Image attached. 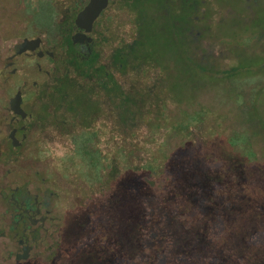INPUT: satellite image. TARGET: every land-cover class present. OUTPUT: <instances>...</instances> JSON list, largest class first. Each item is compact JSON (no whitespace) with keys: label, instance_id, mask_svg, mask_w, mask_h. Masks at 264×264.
<instances>
[{"label":"rangeland","instance_id":"obj_1","mask_svg":"<svg viewBox=\"0 0 264 264\" xmlns=\"http://www.w3.org/2000/svg\"><path fill=\"white\" fill-rule=\"evenodd\" d=\"M7 1L6 15L0 19L5 30L20 33L28 15L34 14L33 18L40 21L49 17L44 0L30 7H26V0ZM116 20L109 22L108 34L118 31L124 40V64L117 65V70L110 67L114 74L108 80L121 82V95L107 100L110 90H101L99 95L82 76L80 82L62 81L56 87L57 100L53 99L67 107L61 109L62 115L70 109L77 115L93 116L92 120L83 119L90 122L103 144V153L108 155L104 156L106 163H100L107 168L103 177L106 189L118 183L117 175L120 182L122 177L136 182V169L126 172L130 163L136 162L134 149L164 138L167 132L160 127L162 120L168 127L179 118L183 121L204 114L224 118L232 122L235 139L250 135L258 159L264 162V0H134L132 10L121 9ZM161 105L164 110L159 109ZM44 154L47 159H56L54 164L44 165L43 173L59 175L66 207L59 213L62 217L88 201L80 200L83 196L77 185L90 170L83 166L85 148L53 149ZM22 163L30 164L29 157ZM88 177L92 178L90 174ZM119 190L123 195V186ZM65 230L69 240L74 232L68 224ZM0 264H14V260L0 250ZM73 264L102 262L89 252L78 251Z\"/></svg>","mask_w":264,"mask_h":264},{"label":"trees","instance_id":"obj_2","mask_svg":"<svg viewBox=\"0 0 264 264\" xmlns=\"http://www.w3.org/2000/svg\"><path fill=\"white\" fill-rule=\"evenodd\" d=\"M8 5L0 0V19ZM210 115L162 120L161 141L126 148L136 154L126 170L136 169L134 183L117 175L106 189L108 155L85 149L92 178L77 185L88 201L66 214L77 255L102 264H264V162L249 134L235 139L231 121Z\"/></svg>","mask_w":264,"mask_h":264},{"label":"flooded vegetation","instance_id":"obj_3","mask_svg":"<svg viewBox=\"0 0 264 264\" xmlns=\"http://www.w3.org/2000/svg\"><path fill=\"white\" fill-rule=\"evenodd\" d=\"M44 1L50 13L47 20L28 15L20 33L0 25V250L14 264H73L77 257L75 246L68 245L67 215H59L66 208L59 175L43 173L44 165L56 159H47L44 152L80 146L105 149L83 119L93 116L70 109L69 115H62L61 109L67 107L54 101L55 94L62 81L80 82L83 76L97 94L113 93L116 87V97L121 95V82L108 78L114 74L110 67L123 66L126 45L118 31L108 36V24L121 9L132 10L134 3L108 0L91 28L82 29L78 16L90 0ZM34 2L26 0V7ZM112 93L107 100L113 99ZM87 134L89 141L82 142ZM74 136L78 142L72 141ZM26 157L30 164L24 165Z\"/></svg>","mask_w":264,"mask_h":264},{"label":"water","instance_id":"obj_4","mask_svg":"<svg viewBox=\"0 0 264 264\" xmlns=\"http://www.w3.org/2000/svg\"><path fill=\"white\" fill-rule=\"evenodd\" d=\"M108 0H90L88 5L80 12L78 16V24L82 29H90L96 17L107 6ZM27 44H20L19 47L24 48ZM20 51V49H19Z\"/></svg>","mask_w":264,"mask_h":264}]
</instances>
